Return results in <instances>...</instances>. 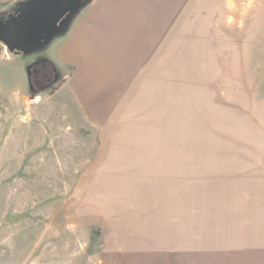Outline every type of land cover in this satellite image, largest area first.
I'll use <instances>...</instances> for the list:
<instances>
[{
  "label": "rangeland",
  "instance_id": "1",
  "mask_svg": "<svg viewBox=\"0 0 264 264\" xmlns=\"http://www.w3.org/2000/svg\"><path fill=\"white\" fill-rule=\"evenodd\" d=\"M24 2L0 0V19ZM100 2L34 49L0 44L32 62L4 114L20 125L0 149L15 132L26 157L18 206L0 207V264H264V0H121L132 46L109 52L110 74L84 65L102 51ZM68 42L85 47L71 62Z\"/></svg>",
  "mask_w": 264,
  "mask_h": 264
},
{
  "label": "crops",
  "instance_id": "2",
  "mask_svg": "<svg viewBox=\"0 0 264 264\" xmlns=\"http://www.w3.org/2000/svg\"><path fill=\"white\" fill-rule=\"evenodd\" d=\"M121 0H101L99 3V6L96 10V12L92 13L90 16H97V26L96 32L91 33L94 42L92 44H97L99 46L100 50H104V48L108 50V53L99 51L95 57H89L84 61V65L86 64L88 66L87 69H90L91 71H103V72H109L112 71L116 65L117 62L115 59H113V53H109L119 47H122L123 49L131 48V44L127 39L131 38L130 35L133 34V31L130 27H126L124 24V20L126 17V13L124 12V9L120 8L119 2ZM113 3L115 5H113ZM118 6V7H117ZM89 16V17H90ZM88 17V16H87ZM91 18V17H90ZM94 20V18L92 19ZM92 20L89 21V19H86L83 23H81L80 28H77L76 35L72 41L80 40L83 36L84 32L87 31L89 34L91 31V24ZM129 26V25H128ZM101 44V45H100ZM87 46V45H86ZM88 47V46H87ZM79 48L81 50H84L85 47L81 43L78 42H68L65 44L64 49L62 52L66 53V58L70 61L72 58V52H76V49ZM91 48H93L91 46ZM101 52L103 53L101 55ZM62 53V54H63ZM124 53V52H122ZM129 53V52H128ZM6 55V52H5ZM4 55L3 51H0V144H4L5 141V135H4V128H10L12 124V128H15V125L18 126L20 123L14 122L13 118L11 120H5L4 114H14L19 113L22 106V101H26V98L29 95V77H28V67L32 65V62L28 59H25L18 55ZM124 55H127L124 53ZM6 58H5V57ZM68 56V57H67ZM122 56V55H121ZM62 57V56H61ZM79 57V56H78ZM50 59V58H49ZM51 59H53L51 57ZM79 60V59H78ZM77 60H73L72 62L75 63ZM71 62V61H70ZM68 63V62H67ZM120 63V62H119ZM118 64V63H117ZM96 65L101 67V70L96 68ZM103 66V68H102ZM112 66V68L109 67ZM80 91L77 90L75 92V95L79 93ZM78 95V94H77ZM72 103V102H70ZM76 106V104H75ZM15 132L12 133L11 141L13 145L8 146L5 144L6 147H8L11 151H4V148L0 149V152L3 151L4 153L0 156V207L4 206H10L9 207H17L18 206V197L20 188L17 185V189L14 185H11V181L15 179L16 173L15 170L19 169V162L15 158V150H17V154L20 155V160L24 159L26 157V154L19 153L20 151L14 147V144L17 142V138L15 137ZM43 143L44 146L46 144L45 141H39L40 143ZM18 143V142H17ZM50 143V142H49ZM41 146V144H40ZM8 149V150H9ZM40 151V149H39ZM44 156V157H43ZM41 155V153H34L33 159H36L38 161L45 160L46 154ZM19 158V157H17ZM28 160H31V158H27ZM32 159V160H33ZM17 161V164L15 163ZM15 166H14V163ZM40 170V169H39ZM39 175L38 177H40ZM18 184V183H17ZM17 190V191H16Z\"/></svg>",
  "mask_w": 264,
  "mask_h": 264
},
{
  "label": "water",
  "instance_id": "3",
  "mask_svg": "<svg viewBox=\"0 0 264 264\" xmlns=\"http://www.w3.org/2000/svg\"><path fill=\"white\" fill-rule=\"evenodd\" d=\"M78 1L26 0L14 16L0 19V44L17 54L48 43Z\"/></svg>",
  "mask_w": 264,
  "mask_h": 264
},
{
  "label": "trees",
  "instance_id": "4",
  "mask_svg": "<svg viewBox=\"0 0 264 264\" xmlns=\"http://www.w3.org/2000/svg\"><path fill=\"white\" fill-rule=\"evenodd\" d=\"M24 1H26V0H24ZM79 1H80V0H79ZM79 1H78V2H79ZM17 12H18V10L16 11V13H17ZM16 13H15V14H16ZM15 14H13L12 16H14ZM66 17H67V16H66ZM64 18H65V17H64ZM3 20H5V19H3Z\"/></svg>",
  "mask_w": 264,
  "mask_h": 264
}]
</instances>
